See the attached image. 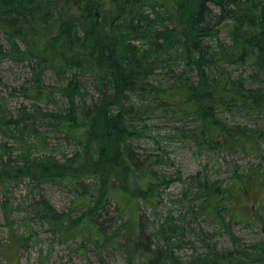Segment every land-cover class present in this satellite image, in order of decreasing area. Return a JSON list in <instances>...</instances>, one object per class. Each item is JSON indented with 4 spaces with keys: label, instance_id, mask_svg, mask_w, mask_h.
<instances>
[{
    "label": "trees",
    "instance_id": "1",
    "mask_svg": "<svg viewBox=\"0 0 264 264\" xmlns=\"http://www.w3.org/2000/svg\"><path fill=\"white\" fill-rule=\"evenodd\" d=\"M97 1L109 3L98 22L91 2L79 18L60 0H0V66L27 69L19 92L32 103L12 110L0 97L1 193L7 197L13 184L27 182L40 196L33 221L100 254L118 247L126 264H264V239L237 245L230 200L234 189L264 181V0ZM229 26L234 32L226 41ZM237 116L251 125L233 123ZM171 119L182 123L174 137L198 151L241 153L261 164L257 170L234 164L229 184L206 173L190 176L180 201L186 216L169 212L149 233L140 208L157 205L170 181L154 169L167 165L166 153L141 158L134 142L157 140V123ZM49 135L64 136L76 149L57 156ZM44 185L69 187L82 214L56 213ZM113 201L118 215L102 222ZM2 205L9 220L13 209L6 200ZM201 218L218 224L236 247L218 250L216 233L209 236Z\"/></svg>",
    "mask_w": 264,
    "mask_h": 264
},
{
    "label": "rangeland",
    "instance_id": "2",
    "mask_svg": "<svg viewBox=\"0 0 264 264\" xmlns=\"http://www.w3.org/2000/svg\"><path fill=\"white\" fill-rule=\"evenodd\" d=\"M189 1L184 2L185 6L189 4ZM90 2L95 5L94 17L97 16L96 21L98 22L101 15L107 10L109 3H101L97 0H60V8L68 15L85 18L87 15L86 7ZM102 4L104 6H101ZM228 31H232L231 26L228 27V30H223L222 38L226 41L229 40L227 39ZM233 32L234 30L231 34ZM27 77L28 71L24 66H16L10 63H4L0 66V80L2 81L0 82V97L7 101L12 110L32 104L19 92ZM233 119V123L251 125L243 116H237ZM157 125V140L140 139L134 142L136 154L141 158L148 154L155 156L159 153H166L167 165H155L154 169L156 168L155 170L159 174L167 176L170 181L167 186H163L157 205L140 208L144 222L146 226H149V233L154 232L151 227L152 224L162 218L164 219L169 212L175 217L186 216L187 208H184L180 201L183 199L185 189L183 181L190 178V175L206 173L212 179H220L225 184H229L234 177V164L240 167L248 166L254 170L259 168L261 164L260 159L241 153L217 155L198 151L192 143L183 137H174L175 133L182 128V123L178 120H163ZM64 139V136L56 138L52 135H49L48 138L49 149L59 157L63 153L70 155L76 149L73 142ZM9 147L12 148V146ZM43 153L45 152H39V154ZM85 183L88 186L93 181L86 180ZM225 186L228 187L229 185ZM42 193L54 207L56 213H63L75 219L85 209L83 205L76 202L75 194L65 185H44ZM39 198L40 196L31 192V187L27 182L19 185L13 184L7 197H4L0 191V256L4 259H0V264H126L125 253L118 247L109 246L100 254L96 247L91 244L88 248H84L81 240L63 242L50 231L48 225L41 224L40 221H33L35 212L33 204ZM4 200L8 201L13 209L9 220L6 218L2 205ZM230 200L237 213L236 221H231V212L226 213V218L227 221L232 222L233 232L238 241L237 245H250L263 240L264 181L253 179L244 184L243 187L234 189V192L230 193ZM108 210V213L105 212V216H102V222L109 223L111 217L115 218L118 215L119 204L114 201L111 202ZM186 219L187 222L190 221L193 227H196L197 224L193 223L190 217ZM259 219H261V223L255 224L254 222ZM119 220L124 223L127 221V216H122ZM29 222H31V226L28 224ZM199 223L209 236L216 233L213 235L212 241L218 250L236 247L227 234L217 232L219 226L215 222L201 218ZM21 238L25 240V243L22 248H19L16 243ZM195 246L197 249L202 248L199 242ZM186 253L191 255L192 252L189 250ZM182 255L187 258L185 254Z\"/></svg>",
    "mask_w": 264,
    "mask_h": 264
},
{
    "label": "bare ground",
    "instance_id": "3",
    "mask_svg": "<svg viewBox=\"0 0 264 264\" xmlns=\"http://www.w3.org/2000/svg\"><path fill=\"white\" fill-rule=\"evenodd\" d=\"M68 37V36H67ZM251 69V68H250ZM68 81V80H67ZM158 88V87H157ZM244 112V111H243ZM27 114V113H26ZM243 114V113H242ZM168 118V117H167ZM224 119V118H223ZM226 119V118H225ZM253 120V119H252ZM188 121V120H187ZM262 121V120H261ZM178 136V135H177ZM172 142V141H171ZM196 150V149H195ZM219 150V149H218ZM202 154V153H201ZM249 173V172H248ZM253 173V172H252ZM254 174V173H253ZM191 176V175H190ZM210 176V175H209ZM235 178V177H234ZM191 210V209H190ZM202 214V213H201ZM220 219V218H219ZM60 222V221H59ZM197 223V222H196ZM225 224V223H224ZM63 231V230H62ZM108 240V239H107Z\"/></svg>",
    "mask_w": 264,
    "mask_h": 264
}]
</instances>
